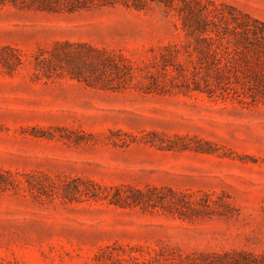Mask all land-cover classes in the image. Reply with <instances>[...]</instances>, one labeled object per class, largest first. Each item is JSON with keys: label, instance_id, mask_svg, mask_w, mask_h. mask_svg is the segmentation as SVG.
Listing matches in <instances>:
<instances>
[{"label": "rangeland", "instance_id": "rangeland-1", "mask_svg": "<svg viewBox=\"0 0 264 264\" xmlns=\"http://www.w3.org/2000/svg\"><path fill=\"white\" fill-rule=\"evenodd\" d=\"M196 1L264 23V0ZM131 2L0 0V264H99L106 247L264 264V97L199 54L185 0ZM66 43L129 70L48 78L38 61Z\"/></svg>", "mask_w": 264, "mask_h": 264}, {"label": "trees", "instance_id": "trees-1", "mask_svg": "<svg viewBox=\"0 0 264 264\" xmlns=\"http://www.w3.org/2000/svg\"><path fill=\"white\" fill-rule=\"evenodd\" d=\"M127 1H132L131 5L135 9L142 10L149 1L154 0ZM158 2L167 7L174 5L171 0H158ZM220 8L210 3L185 0V4L180 8L186 13V17L183 18L184 27L187 28L189 35L198 39L199 54L209 57L210 67L214 66L218 77H222L223 70L229 71L235 62H239V72L249 79L251 89L254 90V95L250 98L261 101L264 97V23L233 7L222 5ZM224 43L228 48H233L234 54L224 51ZM84 47L86 53L82 54L76 51L77 47L73 44H58L49 58L38 61L37 68L50 78L57 73L58 65L67 63L71 65L67 70L70 78L82 80L85 79L82 69L97 71L100 66L107 69L108 63L111 62L112 69L123 75L127 74L129 66L123 57H119L118 61L108 59L105 53L89 46ZM84 58L88 59V63L84 61ZM110 250L109 247L102 250L105 257L98 256L99 264H123L125 258L122 257H128V260L134 264L148 262L146 256L137 254L138 251H132V248L131 252H123L122 255ZM165 260L169 261L168 258Z\"/></svg>", "mask_w": 264, "mask_h": 264}]
</instances>
